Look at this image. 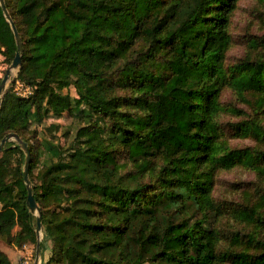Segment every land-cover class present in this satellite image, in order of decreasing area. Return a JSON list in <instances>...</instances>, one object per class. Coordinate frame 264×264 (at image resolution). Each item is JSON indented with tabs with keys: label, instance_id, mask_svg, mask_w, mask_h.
<instances>
[{
	"label": "trees",
	"instance_id": "obj_1",
	"mask_svg": "<svg viewBox=\"0 0 264 264\" xmlns=\"http://www.w3.org/2000/svg\"><path fill=\"white\" fill-rule=\"evenodd\" d=\"M238 1L4 0L22 42L0 140L30 151L41 264H264V33L229 61ZM15 51L0 6V53ZM64 112L79 121L72 142L48 143L34 174L31 124ZM24 161L18 143L0 150V239L14 246L36 239ZM236 166L252 180L223 183ZM0 264H13L3 250Z\"/></svg>",
	"mask_w": 264,
	"mask_h": 264
},
{
	"label": "rangeland",
	"instance_id": "obj_2",
	"mask_svg": "<svg viewBox=\"0 0 264 264\" xmlns=\"http://www.w3.org/2000/svg\"><path fill=\"white\" fill-rule=\"evenodd\" d=\"M264 13V7L258 3L257 0H239L238 6L232 17V32L236 37V43L228 51V58L230 62H235L239 58L249 51L250 47L247 41L244 39L247 35H262L264 33L263 23L259 19V14ZM10 14V13H9ZM11 16V15H10ZM7 21V19L5 18ZM8 22V21H7ZM9 24V22H8ZM10 26V25H9ZM11 29V28H10ZM12 31V30H11ZM10 56L3 55L0 53V81L5 73L6 68L10 65L13 58ZM19 70V69H18ZM14 70L11 71V76L5 84L4 91L12 84V78L16 76ZM15 89L23 94L26 92L25 87L21 83L15 84ZM65 93H75L73 86H68L63 89ZM27 93V92H26ZM222 100L226 104H234L238 107H244L245 105L238 101L235 96L230 91H225L222 96ZM223 121H234L239 119V117H234L230 114H224L222 117ZM79 124L78 119L73 116L67 115L66 112L62 113L60 116H45L41 123L33 122L31 124V131L35 130L36 134L32 138L34 145H39L40 151L37 153V161L34 168V174H36L39 167H41L43 160H45L48 155V143L51 145H63L67 147L74 137L76 128ZM232 145L243 146L245 144H250V140L247 138H239L232 136L230 137ZM7 142H15V139H11ZM5 142V143H7ZM24 152V151H23ZM25 157V154H24ZM223 183L233 182V181H248L252 180V174L248 171L243 170L240 167H233L229 170L221 171L218 175ZM35 229V228H34ZM35 232V231H34ZM36 238V234H35ZM40 264L49 256V250L47 249L49 243L46 240L43 225L40 233ZM35 243L26 242L21 246H14L7 243L5 240L0 239V250L6 252L11 259L13 264H17L19 257L22 254L30 253L31 264H33L35 257Z\"/></svg>",
	"mask_w": 264,
	"mask_h": 264
},
{
	"label": "water",
	"instance_id": "obj_3",
	"mask_svg": "<svg viewBox=\"0 0 264 264\" xmlns=\"http://www.w3.org/2000/svg\"><path fill=\"white\" fill-rule=\"evenodd\" d=\"M0 6L2 7L3 15L9 22L10 28L12 30L14 40L16 43V51L14 57L10 63V65L6 68L5 73L0 81V101L5 89V84L9 80L11 76V71L14 70L15 72L18 71L20 63H21V37L17 30L15 23L13 22L7 8L5 7L4 0H0ZM17 74V73H16ZM11 139H15L17 143L20 145V148L24 151L25 154V161L23 165V180L24 185L27 190V197H26V206L31 214L35 216L36 226H35V234H36V244H35V257L33 264H40V233L42 230V222H41V210L39 209L35 198L32 194V187L31 181L28 175V167L30 163V151L28 145L25 141L20 139L15 133H8L0 140V150L3 148L5 142L10 141Z\"/></svg>",
	"mask_w": 264,
	"mask_h": 264
},
{
	"label": "built area",
	"instance_id": "obj_4",
	"mask_svg": "<svg viewBox=\"0 0 264 264\" xmlns=\"http://www.w3.org/2000/svg\"><path fill=\"white\" fill-rule=\"evenodd\" d=\"M16 83H19V81H16ZM25 90H26V92H29L28 88H25ZM25 93H23V94H25ZM17 264H31V255H30V253L22 254L19 257V260H18Z\"/></svg>",
	"mask_w": 264,
	"mask_h": 264
},
{
	"label": "crops",
	"instance_id": "obj_5",
	"mask_svg": "<svg viewBox=\"0 0 264 264\" xmlns=\"http://www.w3.org/2000/svg\"><path fill=\"white\" fill-rule=\"evenodd\" d=\"M9 256V255H8ZM9 258H10V256H9ZM10 261H11V259H10Z\"/></svg>",
	"mask_w": 264,
	"mask_h": 264
}]
</instances>
